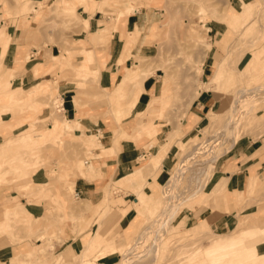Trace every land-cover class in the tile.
Here are the masks:
<instances>
[{
  "label": "rangeland",
  "instance_id": "1",
  "mask_svg": "<svg viewBox=\"0 0 264 264\" xmlns=\"http://www.w3.org/2000/svg\"><path fill=\"white\" fill-rule=\"evenodd\" d=\"M58 1L0 0V19L33 14L32 19L37 22L36 33L45 35L48 42L56 43L60 52L67 51L72 55L65 59L48 55L44 65L51 61L56 65L55 69L43 71L41 74L47 72L44 77L47 79L27 89L10 87L9 79L16 70L10 68L3 72L0 66V99L8 101L7 105L0 106V112L34 113L33 117L29 114L11 123H1L0 113V185L14 187L20 195L48 196L56 185L65 190L72 189L71 181L67 180L68 172L78 171L85 160L95 156L98 146L97 137L95 139L85 131L84 136L64 132L58 137L57 129L62 121L79 119V116L68 118L59 111V86L65 87V82L70 86L76 81L79 101L80 91L91 86L93 90L98 77L97 72H89L86 64L92 59V51L85 53L84 46L80 47L83 40L76 39L81 27L87 24L82 10L78 6L76 9L66 7L59 13L51 12L50 6L59 5ZM62 2L67 4L69 1ZM24 4L32 10H22ZM133 8L138 10L136 27L140 35L131 39L126 31L120 32L119 37L122 41L130 39L132 46L126 58L131 57L136 63L131 62V67L124 68L116 89L108 92L111 101L108 102L109 128L117 126L113 132L114 140L115 137L119 140L129 137L119 124L131 113L140 87L131 91L132 81L126 80L132 79L133 75L139 77L142 70L152 72L160 83L156 94L160 92L158 104L151 106L149 117L144 116L148 115V106L137 113L134 135L144 133L151 137V143H146L145 149L155 146L157 151L163 145L161 156L172 147L174 160L169 177L154 193L157 202L140 209L144 220L133 238L127 236L123 245L116 247L112 243L115 226L110 225L105 237L97 229L84 237L81 250L62 258L59 228L40 219V248L35 250L39 246L33 244L30 248L33 253L23 257L26 264H97L98 256L106 252L118 253L119 258L115 257L110 264H206L203 248L213 246L217 241L223 254L213 258L215 264H264V249L258 247L264 241V210L241 215L245 205L241 203L235 209L231 230L221 233L210 226L209 232L203 228L197 230L195 225L201 221L207 223V220L201 218L195 222L185 215L193 211L196 217L206 207L218 206L220 200L214 203L212 200L224 189L220 183L210 189L209 183L220 159L248 138L264 135V0H103V15L107 17L104 20L107 37L102 38L105 43L118 28L114 29V26L121 19L124 21ZM213 24L220 32H214ZM206 44H209L208 48ZM120 50L121 47L119 53ZM78 54L82 56L79 62ZM203 64L206 65L204 73ZM217 66L218 72L212 74ZM124 72H127V78ZM205 91L208 92L203 93ZM201 93L212 95L209 103H214L210 110L204 111L199 124L192 126L189 120L196 110L192 103ZM24 122L28 124L11 132L12 127ZM159 128L160 137L164 138L156 142ZM34 134L36 139L27 141L26 137ZM149 160L144 161L142 156L139 164ZM197 161H208L211 165L194 170ZM36 171L44 172L48 180L44 183L33 181L31 177ZM171 186L175 190L173 195L169 194ZM16 204L23 207V211L18 210L9 217V210L3 213L0 235L9 234L10 222L15 220L30 233L31 224L25 220L27 211L22 204ZM14 228H11L12 232ZM243 234L249 235L244 237ZM18 254L15 253L10 264H18Z\"/></svg>",
  "mask_w": 264,
  "mask_h": 264
},
{
  "label": "crops",
  "instance_id": "2",
  "mask_svg": "<svg viewBox=\"0 0 264 264\" xmlns=\"http://www.w3.org/2000/svg\"><path fill=\"white\" fill-rule=\"evenodd\" d=\"M68 1L71 4H66V6L70 9H76L79 6L82 10V17L87 20V24L83 25L76 34V39L83 40L80 47L84 46L85 53L88 50L92 51V59H89L86 64L89 72H97L98 77L95 79L93 90L92 86H89V89L80 91L82 95H79V101L76 93L79 88L75 86L76 81L71 82L70 86H68L69 82H65V87L59 86L58 94L61 99L59 111L61 112L62 109L63 114L68 118L79 116V119L77 117V120L75 118L62 121L57 133L58 137L68 131L84 136L85 131L95 139L97 137L98 146L94 151L95 156L85 160L87 166L83 165L78 170L79 172L77 170L68 172L67 180L71 181L72 189L65 190L56 185L48 196L20 195L14 187L0 185V217L8 210L7 217L18 210L23 211V207L16 206V203H19L27 211L26 222L31 224L29 227L31 231L27 233L20 224H17L18 220L10 222L9 234L0 235V264H10L15 253H19L18 264H26L23 257L33 253L30 251L33 244L39 246L34 248L35 250L40 248L38 245L41 233L40 219L50 223L49 226L59 228L58 237L62 241L60 251L64 252L62 258L81 250L84 237L93 234L97 229L105 237L110 225L115 226V239L111 240L112 243L116 247L123 245L127 236L133 238L144 220L143 215L139 213L140 209L148 208L150 204L157 202L155 199L157 195L154 193L166 183L173 165L172 147L161 156L160 150L163 146H160L157 151L155 146L145 149L144 145L151 143V137L144 133L134 135L138 121L137 113L142 111L143 107L158 104L160 92L156 94L160 83L154 74L142 81L135 94V104L131 113L119 124L129 137H122L120 140L115 137L114 140L113 132L117 126L109 128L108 102L111 101L108 92L116 89L124 68L131 67V62L136 63L131 57L126 58L129 56L128 49L132 46L130 39L126 38L122 41L119 33L127 31L131 39L139 37L140 32L136 27L139 22L138 10L128 14L124 21L121 19L120 26L112 32L110 40L105 43L102 38L107 35L106 27H104V20H107V17L103 15V0ZM58 2L59 5L63 3L62 0ZM26 6L27 4L22 5V10L31 9ZM1 9L0 6V16ZM34 16L37 17L35 13ZM32 17L33 14L11 15L0 19V26L3 27L0 28V66L3 72L10 68L16 70L9 79L10 87L20 86L27 89L38 81L47 79L44 78L47 72L56 67L51 61L48 65H44L48 55L61 56L62 59L66 56L72 58L71 53L60 52L56 43H50L45 35L36 33L34 28L37 22ZM212 26L214 32H220L214 24ZM5 43L6 46L3 47ZM130 55L133 56L132 52ZM76 57L78 62L82 60L81 54ZM116 61H119V64ZM57 65L61 66L59 63ZM218 68L219 66L212 74L217 73ZM205 69L206 65L203 64V73ZM43 71L47 72L41 74ZM124 73V77L127 78V72ZM137 79V75H133L132 79L127 78L126 82L128 80L137 81ZM203 93L192 103L196 108L189 120L192 126L199 124L204 111L210 110L214 103L213 101L209 103L212 95L205 96ZM7 103V100L0 99V106H5ZM0 113L1 123H11L14 119L29 114L34 116L33 112L18 114L1 111ZM27 124L24 122L12 127L11 132ZM33 125L35 123L30 127ZM160 134L161 128L155 135L156 142L163 140L164 137H160ZM35 137L34 134L26 139L32 141L36 139ZM240 145L220 159L214 171V177L209 183L210 189L217 183H220L224 189L218 191L212 200L214 203L219 199L218 206L206 207L199 211L196 217L193 211H188L185 214L187 219H193L196 222L204 218L214 231L221 233L231 230L235 209L241 203L245 204L241 215L264 210V135H258L254 139L248 138ZM153 152L155 154H149ZM140 156H143L144 161L152 157L147 163L140 165ZM31 179L38 183L48 180L41 171L33 173ZM119 181L129 185L120 186L117 183ZM90 220L91 223H89ZM2 224L0 222V225ZM12 227H15L13 232ZM258 247L264 249V241L260 242ZM115 257L119 258L117 252H106L99 255L96 261L97 264H110Z\"/></svg>",
  "mask_w": 264,
  "mask_h": 264
},
{
  "label": "bare ground",
  "instance_id": "3",
  "mask_svg": "<svg viewBox=\"0 0 264 264\" xmlns=\"http://www.w3.org/2000/svg\"><path fill=\"white\" fill-rule=\"evenodd\" d=\"M67 4H71L70 3V1L67 3ZM67 6H66V3L65 4H62V5H56V4H53L52 6H50V11L51 12H55V13H59L61 10H65V8H66ZM137 9H138V7H136ZM132 9L130 12H129V14L130 13H133V12H135L137 9ZM123 15V13H121L120 14V16H122ZM144 24V23H143ZM259 25V24H258ZM120 26V24H116L114 27V29H116L117 27H119ZM260 29V28H259ZM262 29V28H261ZM263 31V30H262ZM205 47H209V44H206V46ZM151 73L152 72H148V71H146V70H142V71H140V75H139V77H137L138 79H137V81H132V84H131V87H130V90L131 91H133V90H136L137 88H139L140 87V85H141V83H142V81L146 78V77H148L149 75H151ZM258 86H260V85H258ZM54 91H56V90H54ZM58 102H59V104H61V99H60V97H58V100H57ZM75 102V101H74ZM151 107H150V109H148L147 110V113H148V115L147 114H144V116H146V117H149V115H150V113H151ZM61 112H62V109H61ZM72 120V119H71ZM228 124V123H227ZM226 124V125H227ZM231 128V127H230ZM223 129H224V127H223ZM235 130V129H234ZM224 131V130H223ZM228 131V130H227ZM234 132V131H233ZM66 133H71V134H73L72 132H66ZM227 133H225V135H226ZM234 134V133H233ZM68 135V134H67ZM224 135V136H225ZM223 136V137H224ZM214 137V136H213ZM226 138H227V136H226ZM228 140V139H227ZM231 140V139H230ZM167 141V140H166ZM232 141V140H231ZM234 142V141H233ZM234 144V143H233ZM163 146V145H162ZM142 157V156H141ZM154 159V158H153ZM152 159V160H153ZM84 165H86L87 166V162L86 163H84ZM209 165H211V163L210 162H208V161H197V163H196V165H195V169L194 170H197V169H204V167L205 166H207V167H209ZM170 191L171 192H169V194L171 193L172 195H173V187L171 186L170 188ZM175 191V190H174ZM175 194V193H174ZM171 195V196H172ZM170 196V195H169ZM170 196V197H171ZM175 196V195H174ZM175 199V198H174ZM170 201V200H169ZM172 201V200H171ZM169 203V202H168ZM170 204V203H169ZM171 205V204H170ZM168 206V205H167ZM166 206V207H167ZM168 208V207H167ZM169 209H171L172 210V207H169ZM167 210V209H166ZM171 210H170V212H171ZM156 223V222H155ZM154 223V224H155ZM157 223H158V220H157ZM198 228H203V229H206V232L208 231L209 232V225L205 222V221H201V222H199L197 225H195V229H197L198 230ZM243 230V229H242ZM239 231V230H238ZM243 232V231H242ZM197 234V233H196ZM244 235V237L245 236H247V235H249V234H243ZM232 240V239H231ZM236 241V240H235ZM236 244V243H235ZM237 245V244H236ZM221 246V244L220 243H218V241L216 242V244H214L213 246H209V247H205V248H203L204 250H203V256H204V258H205V261H206V264H215L214 263V261H213V258L214 257H217V255H220V254H223L221 251H219V247ZM238 248V247H237ZM248 248V247H247ZM246 248V249H247ZM247 251V250H246ZM217 264H219V263H217Z\"/></svg>",
  "mask_w": 264,
  "mask_h": 264
},
{
  "label": "built area",
  "instance_id": "4",
  "mask_svg": "<svg viewBox=\"0 0 264 264\" xmlns=\"http://www.w3.org/2000/svg\"><path fill=\"white\" fill-rule=\"evenodd\" d=\"M168 177H169V175H168ZM168 177H167V179H168ZM167 179H166V180H167Z\"/></svg>",
  "mask_w": 264,
  "mask_h": 264
}]
</instances>
